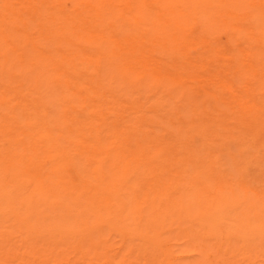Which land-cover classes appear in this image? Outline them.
I'll return each instance as SVG.
<instances>
[{"label":"rangeland","instance_id":"rangeland-1","mask_svg":"<svg viewBox=\"0 0 264 264\" xmlns=\"http://www.w3.org/2000/svg\"><path fill=\"white\" fill-rule=\"evenodd\" d=\"M132 2L0 0V264H264V0Z\"/></svg>","mask_w":264,"mask_h":264},{"label":"bare ground","instance_id":"bare-ground-1","mask_svg":"<svg viewBox=\"0 0 264 264\" xmlns=\"http://www.w3.org/2000/svg\"><path fill=\"white\" fill-rule=\"evenodd\" d=\"M130 2H132V0H129ZM147 5H148V8H152L151 6H149V5H151V3L150 4H148V0H143ZM133 4H132V6H134L135 4V1L134 2H132ZM144 3V4H145ZM153 5V4H152ZM166 5V4H165ZM48 6V5H47ZM49 9V8H48ZM133 11V10H132ZM159 11L160 12H163L164 13V10H162V9H160L159 8ZM68 12V11H67ZM159 13V12H158ZM174 13V12H173ZM133 15V14H132ZM71 17V16H70ZM101 18V17H100ZM19 19V18H18ZM91 20V19H90ZM252 21V20H251ZM130 25V24H129ZM258 25V24H257ZM4 31V30H3ZM5 32V34H6V36L8 35V37H14V35L11 33V32H9V31H4ZM249 34V33H248ZM117 36V35H116ZM169 38V37H168ZM57 39V38H56ZM126 39V38H125ZM213 40V39H212ZM190 42V41H189ZM189 42L187 41V43H188V45H189ZM192 42V41H191ZM190 42V43H191ZM204 42V41H203ZM13 44H15V42H12ZM101 43H105V42H101ZM205 43V42H204ZM210 43V42H209ZM191 45V44H190ZM200 46V45H199ZM218 46V45H217ZM198 47V46H197ZM212 48V47H211ZM190 49V48H189ZM109 50L106 48H104V50H103V52H102V54H104L105 52H108ZM186 52H187V50H185ZM84 52V51H83ZM223 53V52H222ZM95 54V53H94ZM203 54V53H202ZM187 55V54H186ZM1 56V55H0ZM91 56H92V54H91ZM200 56V55H199ZM192 57V56H191ZM195 58V57H194ZM194 58H192V59H194ZM201 58V57H200ZM187 60H189V59H187ZM192 61V60H191ZM182 62V61H181ZM189 62V61H188ZM187 62V63H188ZM195 62V61H194ZM201 62V61H200ZM204 63V62H203ZM203 63H201V64H203ZM191 64V63H190ZM192 64H194V63H192ZM186 65V64H185ZM197 67V66H196ZM201 67V66H200ZM185 68V67H184ZM194 72V71H193ZM201 73V72H200ZM43 74V73H42ZM192 74V73H191ZM196 74H197V71H196ZM186 78H188V77H186ZM41 97V96H40ZM249 101V100H248ZM122 110V109H121ZM119 128V127H118ZM121 130V129H120ZM67 143H68V141H67ZM193 146V145H192ZM69 153V152H68ZM74 153V152H73ZM7 168H9V166L7 167ZM12 187H14L13 185H12ZM152 190V189H151ZM154 192V191H153ZM122 193V192H121ZM13 197V196H12ZM18 197V196H17ZM16 197V198H17ZM70 197V196H69ZM20 198H21V196H20ZM2 200V199H1ZM119 200V199H118ZM3 201H5V199L3 200ZM169 204H170V202H169ZM113 208V207H112ZM111 208V209H112ZM117 208V207H116ZM120 208V207H119ZM110 209V208H109ZM121 209V208H120ZM126 209V208H125ZM108 210V209H107ZM82 211V210H81ZM106 211V210H105ZM112 216V215H111ZM134 216V215H133ZM90 218V217H89ZM142 218V217H141ZM95 219V218H94ZM156 219V218H155Z\"/></svg>","mask_w":264,"mask_h":264}]
</instances>
